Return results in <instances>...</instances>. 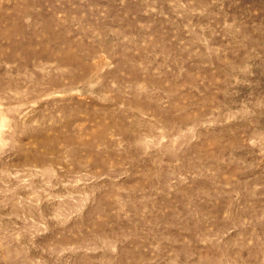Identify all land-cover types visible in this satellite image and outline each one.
<instances>
[{
	"label": "rangeland",
	"instance_id": "374dc122",
	"mask_svg": "<svg viewBox=\"0 0 264 264\" xmlns=\"http://www.w3.org/2000/svg\"><path fill=\"white\" fill-rule=\"evenodd\" d=\"M0 264H264V0H0Z\"/></svg>",
	"mask_w": 264,
	"mask_h": 264
}]
</instances>
